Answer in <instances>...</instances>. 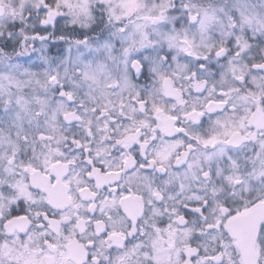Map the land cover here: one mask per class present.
<instances>
[{"label":"snow or ice","instance_id":"snow-or-ice-1","mask_svg":"<svg viewBox=\"0 0 264 264\" xmlns=\"http://www.w3.org/2000/svg\"><path fill=\"white\" fill-rule=\"evenodd\" d=\"M0 264H264V0H0Z\"/></svg>","mask_w":264,"mask_h":264}]
</instances>
